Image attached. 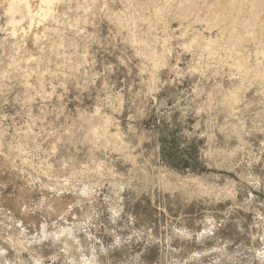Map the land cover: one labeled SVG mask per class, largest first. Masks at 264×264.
<instances>
[{"label":"rangeland","instance_id":"1","mask_svg":"<svg viewBox=\"0 0 264 264\" xmlns=\"http://www.w3.org/2000/svg\"><path fill=\"white\" fill-rule=\"evenodd\" d=\"M30 2L0 0V264H264V0Z\"/></svg>","mask_w":264,"mask_h":264},{"label":"bare ground","instance_id":"2","mask_svg":"<svg viewBox=\"0 0 264 264\" xmlns=\"http://www.w3.org/2000/svg\"><path fill=\"white\" fill-rule=\"evenodd\" d=\"M9 1V0H8ZM11 1V5L9 6L10 9H9V12H11L12 14H14L19 8H22L19 3L21 2V0H10ZM52 0H38V5L37 4H34V5H37V8L38 9V13L42 14V15H45L47 12V9H48V5L51 3ZM24 2V1H23ZM22 2V3H23ZM36 3V2H35ZM25 5L24 7L28 8L30 14L34 13L33 9H32V5H31V2L30 0H25ZM50 6V5H49ZM35 8V7H34ZM35 9V11H36ZM27 10V11H28ZM33 16V15H32ZM34 16H35V13H34ZM13 19V17H12ZM33 19V17H32ZM35 21V20H34ZM30 24V23H29ZM35 25V24H34ZM30 27V25H29ZM36 27V26H35ZM263 71V70H262Z\"/></svg>","mask_w":264,"mask_h":264}]
</instances>
